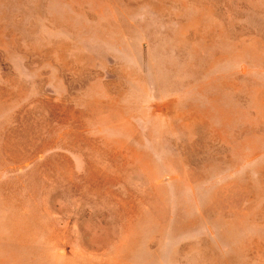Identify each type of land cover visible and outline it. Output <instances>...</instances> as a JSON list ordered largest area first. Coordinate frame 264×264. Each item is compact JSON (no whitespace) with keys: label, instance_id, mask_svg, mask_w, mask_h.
I'll list each match as a JSON object with an SVG mask.
<instances>
[{"label":"rangeland","instance_id":"1","mask_svg":"<svg viewBox=\"0 0 264 264\" xmlns=\"http://www.w3.org/2000/svg\"><path fill=\"white\" fill-rule=\"evenodd\" d=\"M0 264H264V0H0Z\"/></svg>","mask_w":264,"mask_h":264}]
</instances>
